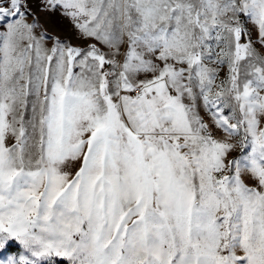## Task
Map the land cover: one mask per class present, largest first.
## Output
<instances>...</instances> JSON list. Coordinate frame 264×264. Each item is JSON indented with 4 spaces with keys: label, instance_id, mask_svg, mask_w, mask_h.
Returning a JSON list of instances; mask_svg holds the SVG:
<instances>
[{
    "label": "snow or ice",
    "instance_id": "6c2138e0",
    "mask_svg": "<svg viewBox=\"0 0 264 264\" xmlns=\"http://www.w3.org/2000/svg\"><path fill=\"white\" fill-rule=\"evenodd\" d=\"M257 44L264 0H0V264H264Z\"/></svg>",
    "mask_w": 264,
    "mask_h": 264
},
{
    "label": "rangeland",
    "instance_id": "374dc122",
    "mask_svg": "<svg viewBox=\"0 0 264 264\" xmlns=\"http://www.w3.org/2000/svg\"><path fill=\"white\" fill-rule=\"evenodd\" d=\"M47 26H48V30L50 32H52L53 34H55V35H59V36H62V37L63 36H71V35H73L71 25L66 20L60 19L59 16L54 17L51 20H49ZM248 27H249V30L251 31L252 39L255 41L257 39V30L250 23L248 24ZM73 43H81V41H78V40L74 39ZM256 47H257L258 51H261L262 53H264V49L260 48L259 44H257ZM207 119H208V117L205 116V120H207ZM217 135H220V133L217 132ZM232 155L234 156V155H236V153L234 152ZM78 167H79V162H73V163L69 164L67 167H65L64 170L70 171L72 174H74L75 170H77ZM244 179H245V182L248 183L249 185H253V186L255 185V181L252 180L251 178L245 177ZM9 251L10 252L16 251L15 245H13L9 249Z\"/></svg>",
    "mask_w": 264,
    "mask_h": 264
}]
</instances>
